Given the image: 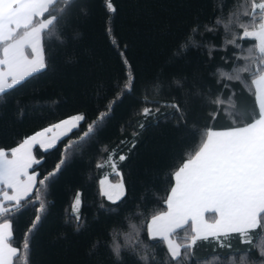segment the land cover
Listing matches in <instances>:
<instances>
[{
    "label": "snow or ice",
    "instance_id": "1",
    "mask_svg": "<svg viewBox=\"0 0 264 264\" xmlns=\"http://www.w3.org/2000/svg\"><path fill=\"white\" fill-rule=\"evenodd\" d=\"M106 8L111 13L117 11L113 0H106ZM213 8L211 20L197 16L177 42L178 51L205 47L204 64L212 66L211 84L204 82L199 70L191 77L170 73L171 58L153 76L160 89L170 76L181 95L163 104L153 101L155 106L143 107L141 115L147 120L158 116L161 107L171 108L174 127L181 131L185 143L168 165L170 183L160 204L139 212L142 222L131 226L132 233L125 236L127 244L115 242L113 233L108 264H154L150 257L155 253L150 249L156 245L163 249L166 264H199L194 260L198 242L212 241L218 248L230 250L234 238L248 246L247 254L256 248L254 239L264 237V0ZM92 10L93 0H0V111L14 90L54 70L46 37L54 32L64 36ZM221 26L224 40L220 48L195 38L219 34ZM70 40L71 36L66 37ZM216 51L224 53L220 64L213 63ZM229 63L230 70L225 71L223 65ZM125 66L131 69L126 61ZM138 83L139 77L128 71L98 89L97 105L91 112L78 110L19 140L0 139V264H35L32 237L48 211L44 190L77 154L98 143L100 133L113 119L116 99L134 91ZM225 90L229 92L228 111L222 98ZM245 93L252 101L247 112L238 99ZM141 102L149 103L146 98ZM222 115L230 117L227 126L216 125ZM138 129L146 130V123H138ZM62 138L67 140L59 161L51 171L42 170L45 162L34 150H42L41 155L48 153ZM126 159L112 150L107 152L105 163L96 164L120 177L115 184L107 177L100 181V194L107 206L101 203L99 207L106 215L118 212L134 198V185L125 183L119 170ZM82 206L77 194L72 217L77 232L83 228L78 211ZM28 209H34L33 217L21 245L13 246L14 222ZM181 232L186 233L183 242L177 239ZM101 243L99 239L93 242L90 257L100 251ZM256 251L258 259L249 264H264V238Z\"/></svg>",
    "mask_w": 264,
    "mask_h": 264
},
{
    "label": "trees",
    "instance_id": "2",
    "mask_svg": "<svg viewBox=\"0 0 264 264\" xmlns=\"http://www.w3.org/2000/svg\"><path fill=\"white\" fill-rule=\"evenodd\" d=\"M113 3L117 8L115 13L107 10L106 0H93V10L87 18L79 20L64 36L55 32L47 36L54 70L14 90L0 111V139L11 142L76 114L78 110L91 112L97 105L98 89L128 71L139 77L134 91L116 99L113 119L100 133L98 143L77 154L44 190L48 211L32 237L35 264H108L107 253L113 233L115 242L127 244L125 236L132 233L131 226H139L142 222L139 212L160 204V197L170 183L168 165L185 143V137L174 127L171 108L161 107L158 116L147 120L141 115L143 107L155 106L153 101L163 104L181 95L170 76L165 78L163 89L156 86L153 76L157 68L171 58L174 63L170 73L191 77L199 70L204 82L211 84L209 69L212 66L204 64L205 47L178 51L177 42L197 16L205 21L212 19L213 5H233L243 0H113ZM68 36H71L70 42L66 41ZM195 38L220 48L224 40L223 28L221 26L219 34ZM231 52L229 47L228 53ZM213 55V63L220 64L224 53L216 51ZM125 61L131 69L126 68ZM230 63L223 65L225 71L230 70ZM212 91L215 93V89ZM145 98L149 101L146 105L141 102ZM222 98L224 110L228 111L229 92L225 90ZM238 99L244 111H250V95L245 93ZM229 119L222 115L216 125L227 126ZM140 122L146 123V130L138 129ZM133 133L138 134L133 136ZM66 140L63 138L43 155L42 150L35 149L38 158L45 162L42 170L54 168ZM112 150L117 155L127 156L119 170L124 182L134 185V198L118 212L106 215L99 207L101 203L107 206L106 198L100 194V181L117 174L107 167H96V164L105 163L107 152ZM77 194L83 202L78 209L83 217V228L79 232L74 229L72 219ZM33 214L34 209H28L17 217L13 246L21 245V237ZM185 235L181 232L177 239L183 242ZM262 238L254 239L256 248ZM97 239L102 242L100 251L90 257L88 250ZM231 243L233 247L229 250L218 248L212 241L198 242L194 260L199 264H249L258 259L256 248L246 254L248 246L237 243L234 238ZM150 250L155 253L150 257L154 264H166L161 247L156 245Z\"/></svg>",
    "mask_w": 264,
    "mask_h": 264
},
{
    "label": "rangeland",
    "instance_id": "3",
    "mask_svg": "<svg viewBox=\"0 0 264 264\" xmlns=\"http://www.w3.org/2000/svg\"><path fill=\"white\" fill-rule=\"evenodd\" d=\"M63 139V138H62ZM58 144V143H57ZM35 151V150H34ZM114 172V171H113ZM114 174H116V172H114ZM103 179H105V178H103ZM102 179V180H103ZM107 180L109 181V182H111L112 184H115V183H117V182H119V180H120V177L117 175H115V177H107Z\"/></svg>",
    "mask_w": 264,
    "mask_h": 264
}]
</instances>
